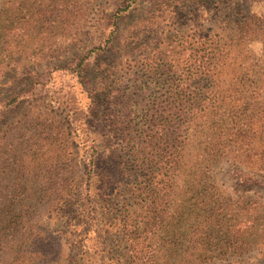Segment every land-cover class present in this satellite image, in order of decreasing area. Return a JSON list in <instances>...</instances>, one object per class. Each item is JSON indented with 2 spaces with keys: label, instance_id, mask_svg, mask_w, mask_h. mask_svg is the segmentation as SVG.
<instances>
[{
  "label": "trees",
  "instance_id": "16d2710c",
  "mask_svg": "<svg viewBox=\"0 0 264 264\" xmlns=\"http://www.w3.org/2000/svg\"><path fill=\"white\" fill-rule=\"evenodd\" d=\"M259 1L239 0L236 7L244 13L228 16L209 35L198 31L182 39L177 52L167 51L159 93L145 111L133 95L107 92L102 86L106 98L102 116L108 129L103 152L120 153L113 167L101 168L103 154L98 148L102 146L93 141L90 154L78 166L69 146L58 145L62 135L53 126L54 134L46 141L50 156L31 158V146L15 145L14 133L26 129L30 137L24 138L39 135L41 141L46 127H40L39 117L29 116L23 123L17 120L0 129V254L5 259L0 264H60V246L45 254L49 236L40 226L30 225L39 207H45L46 213L56 206L77 213L84 234L97 224L95 232L105 233L109 242L100 248L99 264H240L247 252L264 247V206L248 196L264 186V176L243 172L252 168L249 162L231 156L227 162L238 175L228 191L216 177L221 162L210 157L208 146L192 145L198 134L207 141L211 125L217 126L219 140L248 139L254 125L252 99L260 106L258 122L264 120V17L252 14L250 6ZM135 2L122 4L121 14ZM79 10L78 0H0V118L24 105L36 87L44 86L41 79H33V65L17 58L33 56L35 51L52 53L47 43L55 36L72 43L74 29L81 26ZM115 17H106L112 20L111 42L118 31L117 19L122 18ZM145 23L136 21L131 29ZM61 31L66 36L58 34ZM19 39L41 43L21 47ZM255 43L262 47L258 55L249 49ZM86 60L52 66L49 74L68 71L87 80ZM130 104L140 108L131 112ZM136 113L140 122L135 124L130 116ZM97 118L94 109L93 120ZM35 161L62 172L48 179V193L25 190L29 180L24 177L31 174ZM260 165L264 168V161L259 160ZM16 170L25 176L15 173L11 187L8 172ZM41 194L52 201L41 202ZM69 264L96 263L81 251Z\"/></svg>",
  "mask_w": 264,
  "mask_h": 264
},
{
  "label": "rangeland",
  "instance_id": "374dc122",
  "mask_svg": "<svg viewBox=\"0 0 264 264\" xmlns=\"http://www.w3.org/2000/svg\"><path fill=\"white\" fill-rule=\"evenodd\" d=\"M126 1L78 0L80 10L77 17L81 21V26L79 29H74L77 33L72 43L69 39L55 36L47 43L51 45L52 53L47 50L41 53L35 51L33 56L27 54L21 59L17 58L33 65L31 69L33 79H41L40 83L44 86L36 87L34 95L24 105L4 114L0 118V129L4 131L8 125L17 120L23 123L29 116L39 117V124H42L40 127H46L40 137L41 141H38V134V137L28 139L30 135L26 133V129L14 133L15 145L22 143V148L31 146L29 149L34 151L30 153L31 158L43 159L50 156L48 152L51 148L46 141H50V134L53 133L51 126H53L58 127L62 135L57 140L58 145L69 146L68 151L74 152L73 156L78 166H81V160L90 154L89 147L93 141V144L102 146L98 148L102 151L98 153L103 154L100 161L101 168L113 167L114 162L119 161L116 157L120 153L111 156V153L103 152L106 149L104 141L108 139L106 138L108 129L102 116L106 102L104 93L102 95L101 92V88H104L102 86L106 85L107 92L114 89L121 91L120 93L133 95V98L142 104L140 106L142 111H145L149 107L150 99L153 100L159 93L158 84L163 78L167 51L174 49L173 51L177 52L181 48L182 39H190L191 34L198 31L203 35H209L211 31L217 29L216 27L222 26V22L228 16L244 13L242 7H236V4H240L239 0H135L136 5L121 14L120 6ZM250 6L252 14L264 17V0ZM110 14L114 18L122 16L117 19L118 31L112 42L111 37L110 40L108 38L113 29L110 26L112 20L106 19ZM139 20H144L146 23L137 30L131 29ZM129 32H134L130 38ZM58 34L66 36L67 33L61 31ZM40 43L35 40L19 39L21 47L35 48L34 45ZM261 48L260 44L255 43L249 49L254 55H258ZM82 57L87 59L84 64V75L87 80L71 75L68 71H51L52 73L49 74L50 67H64ZM151 66L155 67L153 72L150 70ZM31 82L35 83L34 80ZM28 84L30 82L25 85ZM23 87L24 85H20L21 89ZM223 101L228 102L229 99L225 98ZM250 102L252 105L249 106V110L254 118V125L251 127L248 139L229 141L227 137L219 140L217 126L211 125L210 131L206 133L207 141H203L200 134L195 136V141H192V145L196 148L200 145H206V148L208 146L210 157L215 156L214 159L221 162L216 177L228 191L233 189L234 177L238 175V171L227 162L231 156L249 162L248 167L252 168L250 170L244 168L243 172L264 176V168L262 165L259 166V160L264 161V141H261L264 120L258 122L260 106L253 99ZM128 107L131 112L140 108L131 104ZM94 109L98 116L96 121L93 120ZM137 116L138 113L130 116L135 124L140 122V118H135ZM215 116L219 114L216 113ZM16 133L21 136L17 137ZM23 135L27 137L24 138ZM39 162L35 161L28 176L17 170L8 172L11 187H13L11 179L19 172V176H25L24 178L29 180L24 185L25 190L48 193L47 189L51 188L48 179L61 170L53 172L48 164H39ZM259 169L263 170L259 172ZM41 195L38 198L41 202L52 201L50 196ZM248 196H253L264 206V186ZM62 209L63 207L56 206L52 213H46L45 207H39L34 209L31 215L30 225L40 226L41 231L49 236V244L45 243L47 246L44 248L45 254L52 251L50 248L56 250V246H60V264H69L81 251H84L91 261L99 264L100 248L109 245L108 236L105 233L95 232L97 224H93L92 230L84 234L86 228L79 224L77 213L65 212ZM4 261L0 254V262ZM239 263L264 264V247L250 250L241 257Z\"/></svg>",
  "mask_w": 264,
  "mask_h": 264
}]
</instances>
